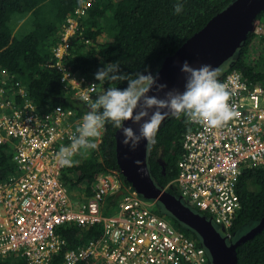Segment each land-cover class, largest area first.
I'll use <instances>...</instances> for the list:
<instances>
[{"label": "built area", "instance_id": "1", "mask_svg": "<svg viewBox=\"0 0 264 264\" xmlns=\"http://www.w3.org/2000/svg\"><path fill=\"white\" fill-rule=\"evenodd\" d=\"M87 0L67 18L62 42L52 63L63 73L75 95L94 101L98 86L85 76L71 74L63 63L69 54L70 35L92 5ZM262 27L255 25L254 32ZM75 35V34H74ZM230 92L238 116L221 128L190 123L182 138V154L174 185L178 196L231 239V227L242 208L238 182L247 167H264V84L246 82L240 72L218 76ZM72 108L61 105L41 112L22 83L13 89L0 79V147L13 152L16 172L0 181V259L13 255L23 264H51L67 243L58 229L75 222L100 223L102 232L83 246L65 251L62 264H214L204 244L177 229L155 212L156 201L143 197L112 170L97 178L93 195L78 197L63 180L68 169L57 153L82 122ZM101 130V134L103 133ZM100 142V136L98 137ZM173 188V187H172ZM122 192L118 207L104 214L107 197Z\"/></svg>", "mask_w": 264, "mask_h": 264}, {"label": "trees", "instance_id": "2", "mask_svg": "<svg viewBox=\"0 0 264 264\" xmlns=\"http://www.w3.org/2000/svg\"><path fill=\"white\" fill-rule=\"evenodd\" d=\"M86 1L0 0V79L6 78L13 89H17L19 82L25 83L41 112L57 105L74 109L76 117L90 111L88 104L75 95L71 85L63 81V73L51 66L57 61L55 48L62 42L67 18L76 17V9ZM234 1L180 0L184 8L176 14L174 5L178 0H93L87 13L79 19L85 39L81 41L78 36L72 40L70 54L64 63L71 74L95 82L98 95L112 87L123 89L127 87V81H98L95 73L104 65L118 64L123 74L133 78L137 72L153 71L155 75L168 56ZM25 16L27 20L19 29L18 22ZM255 22L262 31L249 34L236 54L218 69L220 77L240 72L246 82L264 84V11ZM189 129L190 124L183 115L179 119L169 116L156 134V143L148 148L150 174L162 189L177 177L182 138ZM116 131L111 123H106L100 142L97 143L98 138L95 140L98 147L88 150L86 156L79 154L73 166L63 172L62 178L69 189H78L85 183L83 197L89 198L100 175L120 170ZM12 158L13 152L8 147H0V181L16 172L17 165ZM121 178L125 185L131 186L122 173ZM174 185L177 186L173 184L167 191L178 196ZM250 186H256L257 191H252ZM238 193L242 208L230 229L233 241L257 226L264 217V167L245 168L238 182ZM121 196L112 193L107 197L104 214L115 212ZM165 212L172 217L177 229L204 244L195 230ZM252 222L254 224L242 232ZM58 231L67 243L51 264H62L65 251L97 238L102 226L100 223L81 226L71 222ZM237 253L239 264H264V228L240 244ZM9 259V256L0 259V264H23L20 258L12 262Z\"/></svg>", "mask_w": 264, "mask_h": 264}, {"label": "clouds", "instance_id": "3", "mask_svg": "<svg viewBox=\"0 0 264 264\" xmlns=\"http://www.w3.org/2000/svg\"><path fill=\"white\" fill-rule=\"evenodd\" d=\"M183 8V3L178 0L174 5V12L180 14ZM64 65L66 66L65 63ZM181 71L185 74L184 90L170 89L161 98L158 95H149L154 88L159 93L167 87L157 83L158 73L154 76L150 71L147 74L137 72L133 78L123 74L118 64L99 68L95 73L96 80L127 81V87L109 88L94 101L89 96L83 97L88 102L90 111L83 116L75 133L69 137L71 143L60 147L57 153L59 164L72 167L74 156H86L88 150H95L98 147L95 140L101 135L106 123L121 130L122 143L135 151L142 139L149 146L156 143V134L162 122L169 116L179 119L183 115L186 122L210 128H221L238 116L235 106L229 103L230 92L218 80V69L207 64L193 67L188 61H184ZM125 121L139 125V133L131 126H125ZM230 241H233L232 238Z\"/></svg>", "mask_w": 264, "mask_h": 264}, {"label": "water", "instance_id": "4", "mask_svg": "<svg viewBox=\"0 0 264 264\" xmlns=\"http://www.w3.org/2000/svg\"><path fill=\"white\" fill-rule=\"evenodd\" d=\"M262 11L264 0H235L218 12L200 31L188 38L174 54L164 60L157 72V83L167 87L159 93L154 88L149 95L163 98L164 92L170 89L183 91L185 74L181 71V66L184 61H188L193 67L207 64L219 69L236 54L249 34L254 32L256 18ZM124 125L131 126L137 134L139 133V125L133 124L132 121H125ZM115 137L119 168L139 194L159 202L179 222L195 230L210 252L214 264H239L237 247L264 228V217L257 226L236 241L229 242L228 237L222 235L211 220L186 204L180 196L163 190L154 182L148 166L149 145L146 140L142 139L137 149L132 151L122 143L121 130L117 129ZM120 194L121 191L118 192V195Z\"/></svg>", "mask_w": 264, "mask_h": 264}, {"label": "rangeland", "instance_id": "5", "mask_svg": "<svg viewBox=\"0 0 264 264\" xmlns=\"http://www.w3.org/2000/svg\"><path fill=\"white\" fill-rule=\"evenodd\" d=\"M26 20H27V17H26V16L23 17V18L18 22L17 27L20 29V28L22 27L23 23H24ZM27 26H28V25H27ZM27 26H25V27H27ZM74 34H75V35H74ZM74 34L70 35L71 38H77V37L79 36V39H81V41L85 39V36L83 35V32L79 29V27H78V32H77V33L75 32ZM85 42H87V41H85ZM83 44H85V43H83ZM81 46H82V44H81ZM82 47H83V46H82ZM151 73H154V72L152 71ZM23 85H25V83H23ZM97 143H98V141H97ZM79 157H80L79 154H77L76 156H74V157H73L74 162H75L76 160H78ZM85 187H86V184H85V183H82V184H80V186H79L78 189H73V190L70 189V190H71L72 193L76 194L78 197H82V196L85 194ZM250 189H251L252 191H254V192L257 191V187H256V186H250ZM165 211H166V210L164 209V207H162L158 202H156L155 212H156L157 214H159V215L165 217L170 223H172L173 225H175V224L173 223L174 220L172 219V217H171L169 214H167ZM253 224H254L253 222L250 223V224H248L246 227H244V228L242 229V232H245V231H246L247 229H249ZM215 226H216V228L221 232L222 235H226V234L228 233V231H225V230H224L221 226H219L218 224H215ZM232 237H233V235H232V232H231V238H232ZM9 257H10V259H9L10 262H12L13 260H15V259H13V255H10ZM1 259H2V258H1ZM16 259H17V258H16Z\"/></svg>", "mask_w": 264, "mask_h": 264}, {"label": "flooded vegetation", "instance_id": "6", "mask_svg": "<svg viewBox=\"0 0 264 264\" xmlns=\"http://www.w3.org/2000/svg\"><path fill=\"white\" fill-rule=\"evenodd\" d=\"M227 240H228L229 242H231L230 239L227 238Z\"/></svg>", "mask_w": 264, "mask_h": 264}]
</instances>
